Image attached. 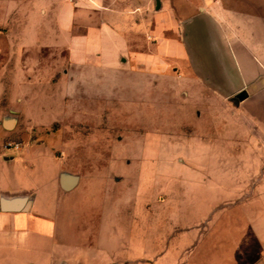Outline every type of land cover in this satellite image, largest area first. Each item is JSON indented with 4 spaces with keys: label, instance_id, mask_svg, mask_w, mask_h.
Returning <instances> with one entry per match:
<instances>
[{
    "label": "rangeland",
    "instance_id": "1",
    "mask_svg": "<svg viewBox=\"0 0 264 264\" xmlns=\"http://www.w3.org/2000/svg\"><path fill=\"white\" fill-rule=\"evenodd\" d=\"M3 52L0 188L34 192L37 200L28 215L11 219L14 231L0 230V264L42 262L53 252L91 262L153 252L166 264H200L215 246L223 248L215 249L221 254L241 243L239 208L232 224L230 216L211 209L232 196L239 199L243 179L260 170L252 168L253 154L207 143L220 136L205 118L199 136L175 141L166 100L173 103L181 94L171 67L162 74L80 73L66 52L39 48L24 52L26 71L16 74L11 52ZM224 115L216 117L220 131ZM7 117L16 119L12 129L2 127ZM7 142L20 149L5 152ZM62 171L79 176L72 192L58 184ZM6 224L0 219V229ZM195 246L201 248L198 256L191 253Z\"/></svg>",
    "mask_w": 264,
    "mask_h": 264
},
{
    "label": "crops",
    "instance_id": "2",
    "mask_svg": "<svg viewBox=\"0 0 264 264\" xmlns=\"http://www.w3.org/2000/svg\"><path fill=\"white\" fill-rule=\"evenodd\" d=\"M39 48L66 52L80 73L162 74L171 67L181 94L173 103L166 100L174 115L175 141L199 136V120L205 118L214 136H220L207 143L228 153L253 154V167H244L260 170V175L243 179L239 199L219 200L211 209L213 215L230 216L232 224L239 208L245 234L241 243L221 254L215 249L223 248L215 246L200 264H264V0H0V58L3 51L11 52L14 72L22 74L24 52ZM1 73L0 96L5 88ZM220 112L227 117L221 120L222 131L216 128ZM20 192L0 188V196L31 198L28 211H0L7 223L0 230L14 231L11 219L34 209L36 193ZM200 250L195 246L191 253L198 256ZM159 257L152 252L142 258L91 262L53 252L42 262L6 259L2 264H166Z\"/></svg>",
    "mask_w": 264,
    "mask_h": 264
},
{
    "label": "water",
    "instance_id": "3",
    "mask_svg": "<svg viewBox=\"0 0 264 264\" xmlns=\"http://www.w3.org/2000/svg\"><path fill=\"white\" fill-rule=\"evenodd\" d=\"M14 118L7 117L2 124L6 129H12ZM79 182V176L74 173L62 171L58 174V184L64 191L74 189ZM31 207V198L27 196L6 197L0 196V211H28Z\"/></svg>",
    "mask_w": 264,
    "mask_h": 264
},
{
    "label": "built area",
    "instance_id": "4",
    "mask_svg": "<svg viewBox=\"0 0 264 264\" xmlns=\"http://www.w3.org/2000/svg\"><path fill=\"white\" fill-rule=\"evenodd\" d=\"M5 148H12V149H19L20 148V144L16 143V142H7L5 145Z\"/></svg>",
    "mask_w": 264,
    "mask_h": 264
}]
</instances>
